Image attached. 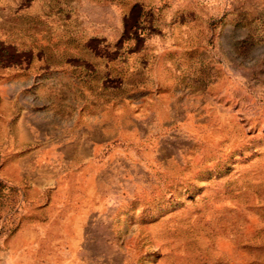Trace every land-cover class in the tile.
<instances>
[{"label": "rangeland", "instance_id": "rangeland-1", "mask_svg": "<svg viewBox=\"0 0 264 264\" xmlns=\"http://www.w3.org/2000/svg\"><path fill=\"white\" fill-rule=\"evenodd\" d=\"M0 264H264V0H0Z\"/></svg>", "mask_w": 264, "mask_h": 264}]
</instances>
